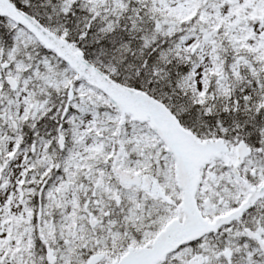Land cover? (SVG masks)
I'll list each match as a JSON object with an SVG mask.
<instances>
[{
  "label": "snow or ice",
  "instance_id": "snow-or-ice-1",
  "mask_svg": "<svg viewBox=\"0 0 264 264\" xmlns=\"http://www.w3.org/2000/svg\"><path fill=\"white\" fill-rule=\"evenodd\" d=\"M0 264H264V0H0Z\"/></svg>",
  "mask_w": 264,
  "mask_h": 264
}]
</instances>
